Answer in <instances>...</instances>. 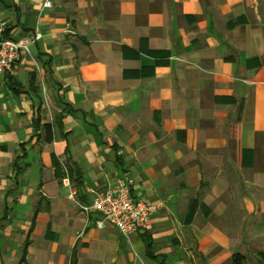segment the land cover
<instances>
[{"label": "crops", "instance_id": "obj_1", "mask_svg": "<svg viewBox=\"0 0 264 264\" xmlns=\"http://www.w3.org/2000/svg\"><path fill=\"white\" fill-rule=\"evenodd\" d=\"M44 2L0 0L42 33L0 74V264H160L81 206L125 170L171 264H264V0Z\"/></svg>", "mask_w": 264, "mask_h": 264}, {"label": "built area", "instance_id": "obj_2", "mask_svg": "<svg viewBox=\"0 0 264 264\" xmlns=\"http://www.w3.org/2000/svg\"><path fill=\"white\" fill-rule=\"evenodd\" d=\"M51 5L52 0H45V7ZM5 27L6 21L3 20L0 22V74L11 67L21 54H29L31 46L42 37L39 31L7 37L4 36ZM64 182H69V178L65 177ZM81 206L86 211L93 209L99 212L107 223L123 235L144 231L157 208L154 201L135 192V181L128 170L123 171L106 191Z\"/></svg>", "mask_w": 264, "mask_h": 264}, {"label": "trees", "instance_id": "obj_3", "mask_svg": "<svg viewBox=\"0 0 264 264\" xmlns=\"http://www.w3.org/2000/svg\"><path fill=\"white\" fill-rule=\"evenodd\" d=\"M5 36V35H4ZM70 111H74L73 107H69ZM34 128L36 131H38L41 127L45 130V138L47 141H52L53 140V126L52 123H43L41 124V119L38 117L35 122H34ZM57 124L61 130V133L64 135L63 132V115L60 114L57 116ZM22 157H26V151L23 153ZM117 159L120 161L121 157L120 155L117 156ZM122 170H125L122 168ZM55 174L57 177H64L66 174L67 176L74 181L75 186L78 189V192H82L83 186H84V179H83V174L80 168L76 164H69L67 165V170L66 172L63 170L62 166L58 161H55ZM7 215H4V218ZM141 238L145 243V252L146 255L153 261H157L160 264H171L167 254L164 253H159L157 252V246L156 242L153 238V236L148 233L147 231L141 232ZM123 240V239H122ZM124 241V240H123ZM28 244V240H27ZM121 245H123V242L121 241ZM26 252V250H25ZM246 262V256L240 252H235L232 256V264H245ZM70 264H78V259H77V253H76V248L73 249V253L71 256V262Z\"/></svg>", "mask_w": 264, "mask_h": 264}, {"label": "water", "instance_id": "obj_4", "mask_svg": "<svg viewBox=\"0 0 264 264\" xmlns=\"http://www.w3.org/2000/svg\"><path fill=\"white\" fill-rule=\"evenodd\" d=\"M3 3L10 5L11 4V0H1Z\"/></svg>", "mask_w": 264, "mask_h": 264}]
</instances>
